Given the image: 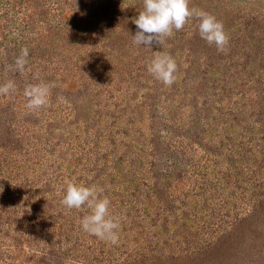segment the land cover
Here are the masks:
<instances>
[{
    "label": "rangeland",
    "instance_id": "rangeland-1",
    "mask_svg": "<svg viewBox=\"0 0 264 264\" xmlns=\"http://www.w3.org/2000/svg\"><path fill=\"white\" fill-rule=\"evenodd\" d=\"M189 8L223 24L224 51L195 16L135 45L143 0H0V84L16 85L0 95V264H264V0ZM157 52L171 86L148 71ZM68 180L110 200L117 244L61 204Z\"/></svg>",
    "mask_w": 264,
    "mask_h": 264
},
{
    "label": "clouds",
    "instance_id": "clouds-1",
    "mask_svg": "<svg viewBox=\"0 0 264 264\" xmlns=\"http://www.w3.org/2000/svg\"><path fill=\"white\" fill-rule=\"evenodd\" d=\"M193 16L199 20L200 37L210 45L215 44L218 51H224L229 38L223 24L207 12L190 9L189 0H143V10L133 21L138 29L132 36L133 43L149 48L163 45L165 38L172 35L173 29L181 30ZM2 52L3 49H0V53ZM28 55V49L22 48L14 61V70L24 71ZM148 71L158 81L171 86L176 79L177 64L168 53L157 52L149 63ZM54 86L43 82L26 85L23 93L27 99L26 107L35 110L46 106ZM15 90L16 85L12 80L0 84V95H7ZM65 183L61 204L68 209H80L84 205L90 209V214L79 221L82 229L101 240L117 244L120 222L118 217L109 212L110 200L106 196L101 198L95 186L76 184L71 180Z\"/></svg>",
    "mask_w": 264,
    "mask_h": 264
}]
</instances>
